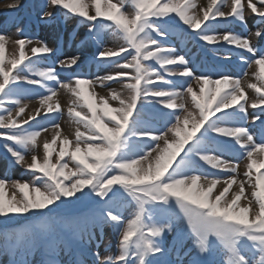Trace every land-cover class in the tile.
<instances>
[{
	"label": "snow or ice",
	"instance_id": "snow-or-ice-1",
	"mask_svg": "<svg viewBox=\"0 0 264 264\" xmlns=\"http://www.w3.org/2000/svg\"><path fill=\"white\" fill-rule=\"evenodd\" d=\"M47 3L80 17L93 39L98 40V20L109 22L106 27L122 43L102 47L96 58L119 71L95 80L73 72L62 81L56 68L35 67L40 58L55 54V49L38 41L28 55L25 49L33 39L22 36L13 41L18 46V58L6 61L8 35L0 33V138L14 163L33 176L25 182L0 178V218L29 222L23 229L5 227L0 232V253L12 257L10 264H28L17 257L39 246L47 248L49 258L44 264H57V248L67 249L70 241H91L94 229L110 225L117 232L118 254L101 257L95 252V264H170L165 236L173 232L177 243L191 241L186 255L194 251L196 257H207L218 252L223 264H264V160L258 163L254 158L255 153L264 154V137L257 141L245 126L249 108L259 109L251 113L252 123L259 121L264 126V49L238 32L219 31L221 20L228 18L246 24L245 14L250 10L259 18L260 27L254 35L264 38V0H258L260 8L253 0L246 4L243 0H208L207 6L200 8L202 16L192 11L196 8L193 0ZM225 7L230 10L225 12ZM52 15L44 11L41 18L51 19ZM177 18L208 45L234 46L251 54L252 59L242 55L240 60L248 67L254 63L259 68L255 75L260 85H247L255 90V98L248 97L239 75L215 67L199 75L193 71L186 56L167 43L170 36L185 38V32H171L165 26ZM115 57L119 59H112ZM223 59L230 60L231 53H224ZM78 60V56L66 58L58 61V66L70 70L78 66ZM6 63L10 65L7 69ZM166 76L190 79L183 82L186 88L182 92ZM114 80L127 92L121 95L109 89L110 99L118 102L116 107L109 103V95L97 97L94 90L86 94L83 87L96 82L105 87V81ZM193 81L199 85L198 91ZM24 83L38 85L49 93L40 101L47 105L48 112L54 111L48 102L57 92L49 83L75 97L68 108V116L76 125L74 140L62 136L56 123L51 140L43 142V159L33 154L30 163L23 152L35 153L40 147L38 137L47 128L32 129L30 121L36 116L17 119L27 107L20 99L24 92L20 85ZM185 93L190 97L191 109ZM6 103L15 108L4 107ZM146 104L161 105V112L171 110L166 113L169 119L163 128H154L141 118ZM57 140L58 151L53 147ZM233 145L239 146V156L247 158L243 173L247 180L238 179V163L223 158ZM200 161L222 170V176L203 171ZM7 184L20 193L19 198L16 191L7 196ZM246 184L252 189L248 196ZM233 185L238 190L229 197ZM242 197L247 201L243 205ZM85 201L90 206L79 216L68 218L62 214L66 206ZM125 203L132 208L127 217L121 213ZM191 264L204 262L193 258Z\"/></svg>",
	"mask_w": 264,
	"mask_h": 264
},
{
	"label": "rangeland",
	"instance_id": "rangeland-1",
	"mask_svg": "<svg viewBox=\"0 0 264 264\" xmlns=\"http://www.w3.org/2000/svg\"><path fill=\"white\" fill-rule=\"evenodd\" d=\"M89 2H90V0H89ZM113 2H115V0H113ZM193 2L196 4V8L192 9V11L202 16V12H200V8L206 7L208 0H206V1L205 0H193ZM246 2H247V0H244L245 4H246ZM253 2L257 3L258 8L261 7V5L258 3V0H253ZM22 3H23V0H0V33H6L8 35L6 61H7V59H11L13 56H16L18 58V55H19L18 46L15 45L13 43V41L16 39L22 38V36L23 37H31L33 39V44L27 45L26 49H25V51L28 55H31L30 48L32 46H35L38 41H43L49 47H52L53 49H55V36L56 35H54V30L58 29L60 27V24L62 25L61 20H58V18L53 16V15H52V20L49 23L42 25V31H41V33H38V34L33 32V31L24 32L22 30L21 21H19V19H14L10 23L4 24V20L6 18L11 17L12 11L14 9H16L17 7H19ZM34 4H35V10H36L37 14L40 16H42V13L44 11H48V12H52V13L55 11V8H53L47 2H46L45 7H44V0H34ZM10 5H16V6L10 7ZM125 10L126 11L129 10L127 6H126ZM223 10L225 12H228L230 9L228 7H225V8H223ZM61 12L64 15V17L62 19L65 20L66 24H69V26H71L73 24V22L75 21L76 17L71 15V14H66L63 10ZM90 14H94V10L90 9ZM248 20H249V25L253 26L249 30H241L239 28L232 27L229 25L228 26L223 25V26L219 27V31H224L225 29H230L231 31L238 32L242 36H247L250 39L251 43L258 45L261 41V38H257L254 35V33H255L256 29L258 27H260V25H258V23L255 22L254 19H252V16ZM100 21H101V19L98 20L97 26L101 24ZM183 27L188 29L187 25H183ZM17 29H21L22 33H18ZM81 29H82V35L81 36L86 35L87 31H88L87 24L82 22V28ZM168 29L172 32V30L170 28H168ZM179 32H181V31H179ZM171 37H172V42H173L172 45H174L176 47L177 51H179L181 54H184L186 56V58L190 61V66L192 67L193 71L197 75L202 73V71H200L199 68L196 69L195 67H193L194 58H192L191 54L188 52H185V49L178 42V40L177 41L174 40V36H171ZM98 39H100L99 42L103 48H112V47L118 46L119 43H122V41H118L116 39V37L113 36L111 30L106 31V35H99ZM84 40H85L84 41L85 44L83 46L72 47V48H69V49L62 51V52L55 51V54L52 55L51 62H48L45 59L40 58L39 62L35 65V67H37V68H48V67L56 68L60 74L59 78L62 81L66 80V78L71 73H73V71H84L85 70V67L83 65L84 61L89 57L93 58L92 68H94L93 63L97 59L96 58V54H97L96 51L97 50L94 49L91 45H89L88 39H84ZM70 52L72 53V55H70ZM217 54L219 56H221V53H217ZM124 55H126V53ZM72 56L73 57L74 56L79 57L78 66H73V69H70V70L60 69L58 66V61L64 60L66 58H70ZM33 59L35 60L36 58L33 57ZM112 59H119V58L115 57ZM5 67L7 69L8 67H10V65H8L6 63ZM20 67H23V66L22 65L18 66V68L16 70H14V72L18 71ZM218 69L223 70L222 68H218ZM91 71H92V69L90 70V72H87L85 70V73L88 75H84L82 77L95 80V78L98 76H105V75H109V74L114 75L116 71H119V69L107 66L104 63H102L99 66L97 72L93 73V71L92 72ZM125 71H130V70H125ZM258 72H259L258 66L253 63L252 67L247 72V75L244 77H241V83L245 87V91H246L249 98H255L256 93H255L254 89L248 88L247 85L250 83L257 84V86L260 85V82L257 80L256 75H255V73H258ZM92 73L94 76L92 75ZM22 74H27V73L25 72ZM175 77L182 78L183 82L190 79L188 77H180V76H175ZM30 78L38 79V77H35V76H32ZM125 82H126V78H125ZM104 83L106 85L105 87H101L99 82H96L92 86L85 85L83 87L86 89V94L88 92H91L94 90L97 97H99L101 95H109V89H114L116 92L120 93L121 95H127L126 90L122 88L120 83L115 82V80L114 81H105ZM193 85H194V88L198 91L199 85L195 84L194 81H193ZM176 86H177V90L182 91V92L186 88V84H184V83H183V85L181 84V85H176ZM20 87L24 90L23 95L20 97L21 102L23 104L27 105V107L25 108V112L22 113L21 116L17 119H26L30 115L36 116L35 120L30 121L32 129L39 130L41 127L47 128V131H41V135H40V137H38V144L40 145V147L36 149L35 153L29 152V151L23 152V154L25 155L26 161L28 163H30L31 162V156L33 154H36L41 160L43 159V142L45 141V139H47L49 141L51 140L52 136L54 135L55 131L57 130L54 127V125L56 123L60 124V131H61L62 136L67 135V136H69L70 139L74 140V132H75L76 125L72 122V120H70V118L68 116V108L71 106L72 100L75 99V97H73L71 93L60 88L59 85H56L55 83H49V87L56 88L57 92H56V95L52 97V100L48 102L49 104H51L53 106L54 111L48 112L47 111V105H41V102H40L42 96L49 95V93L45 89L40 88L38 85H28L26 83L21 84ZM101 91H105V92H101ZM185 98L187 100V106L191 109L192 105H191L190 97H188L186 93H185ZM109 103L113 107L118 106V102L112 101L110 99V95H109ZM57 104L62 108V111L56 110ZM4 107L15 108V106L10 104V103H6L4 105ZM155 107L157 109L162 108L161 105H155ZM37 109H39V113H40L39 115H36ZM250 109L252 112H254V111L258 112L259 111V110L252 109V108H250ZM77 110H79V109H77ZM163 111L166 114L168 111H171V110L164 109ZM2 114L6 115V113H2ZM13 115H15V113H13ZM144 115H146V114L142 110V116L141 117H143ZM145 119H147V121H149L152 119V116L147 115V118H145ZM157 123L155 124L154 128H163L164 127V126L158 127ZM190 126L191 125H189V127ZM251 126H253V129L254 128L257 129L258 126H260V125H259L258 121L255 124H253L252 120H251L250 129H252ZM22 127L26 128V127H29V125H22ZM0 131H3V129H0ZM53 147L56 151H58L59 147H60V141L57 140L56 145H54ZM223 158L231 162V159L228 156V154H226V152H225ZM254 158L259 163V161L264 160V154L255 153ZM55 159H56V155H55V151H54L53 156H52V161L55 162ZM65 159L67 160L68 158L65 157ZM247 163H248L247 158L243 162L238 163L239 164L238 179L243 178V179L247 180L246 177H243V173L247 170ZM199 165H202V169L205 172H208L209 170H211L215 174L222 176V170L213 169V168H211L210 165L205 164L203 161H200ZM69 167H72L71 163L69 164ZM203 167H205V168H203ZM210 173H212V172H210ZM254 177H255V169H253V181H254ZM0 178L10 180V181H17L18 180L21 182H25V181H31L33 179V176L31 174V172L25 170V167H22V166L16 164V165H12L11 169H9L6 173H2V170L0 169ZM211 178L212 177L210 176L209 179H211ZM201 183H203V181H201ZM219 187L220 186L218 185L217 189H219ZM5 190H6L7 196H11V194L14 191H16L15 189H13L11 187V184H7ZM235 190H238L237 185H233L232 190H230V193L228 194L229 197L231 195V192L235 191ZM251 191H252V189L246 184L245 196H248ZM215 193H216V190H214V194ZM16 194H17V198H19L20 193L18 191H16ZM82 203H84V202H82ZM223 203L224 202L222 201V204ZM240 203H241V205H243V204L247 203V201L244 200V198L242 197ZM131 211H132V208L128 206L127 210L123 212V215H125V217H127ZM10 222L11 221H9L8 223H10ZM13 229H15V228H13ZM20 229H23V228L21 226L16 228V230H20ZM170 240H172V242L177 241V235L175 232L167 234L165 236V245ZM59 251H60V248H57L56 254H58ZM102 253H103V251H102ZM192 253H193V255H192ZM192 253L190 254L192 257L187 259V260L184 259L183 264H191V261L193 258H197V259L202 260L201 257H196V253L194 251ZM30 254H31V252H27V254L26 253L24 254L23 258L21 257V255L18 256V258L21 260H27L28 264H40V261H41V260L39 261L40 258L39 259L37 258L35 260V262H33V263L31 261H29ZM36 256L38 257V255H36ZM101 257H103V256H101ZM211 264H223V258L218 252L214 253V260L211 261Z\"/></svg>",
	"mask_w": 264,
	"mask_h": 264
},
{
	"label": "bare ground",
	"instance_id": "bare-ground-1",
	"mask_svg": "<svg viewBox=\"0 0 264 264\" xmlns=\"http://www.w3.org/2000/svg\"><path fill=\"white\" fill-rule=\"evenodd\" d=\"M206 1V0H205ZM101 92H105V91H101Z\"/></svg>",
	"mask_w": 264,
	"mask_h": 264
}]
</instances>
